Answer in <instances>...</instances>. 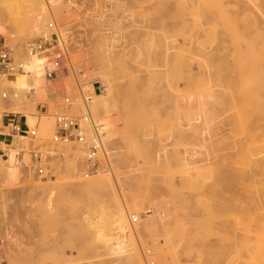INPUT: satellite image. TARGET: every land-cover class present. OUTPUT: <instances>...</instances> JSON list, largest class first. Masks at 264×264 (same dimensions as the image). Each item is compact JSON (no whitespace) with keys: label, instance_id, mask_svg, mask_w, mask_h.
I'll return each mask as SVG.
<instances>
[{"label":"rangeland","instance_id":"rangeland-1","mask_svg":"<svg viewBox=\"0 0 264 264\" xmlns=\"http://www.w3.org/2000/svg\"><path fill=\"white\" fill-rule=\"evenodd\" d=\"M176 1L69 0L53 10L58 29L71 33L68 61L83 67L80 81L100 83V91L88 85L89 108L102 111L95 118L105 129L92 173L107 175L106 184L72 192L70 166L43 150L45 174H53L45 189L34 194L30 181L11 189L0 180V256L7 245L12 264L107 261L103 239L116 233L114 213L130 206L128 198L142 208L137 222L147 227L141 245H131L143 264H264L257 181L264 173L254 165L264 157V0ZM30 2L16 0L14 8L23 13ZM22 26L9 30L18 37ZM135 26L146 28L140 38ZM74 77L47 78L43 106H28L58 119L65 110L80 115L78 101L62 103L76 90ZM5 88L1 114L13 93L3 98ZM86 216L95 221L93 232L77 230Z\"/></svg>","mask_w":264,"mask_h":264},{"label":"bare ground","instance_id":"bare-ground-1","mask_svg":"<svg viewBox=\"0 0 264 264\" xmlns=\"http://www.w3.org/2000/svg\"><path fill=\"white\" fill-rule=\"evenodd\" d=\"M4 1L5 2L3 3V5L1 4L3 7L0 9V35H1V37L4 38L5 42L8 44V46L12 50L13 55L16 58H19V60H21L24 63V68H23V71L22 72L16 73V74H14L12 76H9V77H1L0 76V88H2V87H9L13 91L11 97L7 101H5V107L4 108H5L6 111H9L11 113H16V114L23 115L25 117V124L28 126V128L30 130H34V137H31V136H29L27 134H14L13 137H12V140L9 143H7L8 144V147H9L8 154H7L6 157H0V180H1V182L4 181L6 183V185H7V187H9V188L12 189V188H16L15 187V184L17 182H19V181H21V182H23V181L24 182L25 181H30V182H32V184L29 183V185L28 184L27 185L29 187L30 186L32 187V188H30L31 191L35 190V192H36V190H37V193H39L38 189H40L42 187L44 188L45 185L47 186V184L49 183V181H48L49 179L52 180V177L53 176H51V175H53V174H45V175H43V177L38 178V180L36 178L37 175L33 174V171L34 170L29 165L30 158H29V154H28L29 145L31 144V142H33V143H36V144H38L40 146V149L43 150L42 152L47 151L48 154L50 153V156H49L50 158L51 157H54V156L55 157L58 156L59 158H61V160L64 159V161L66 162V164H68L70 166V172H69V170H68V172L70 173V175H72L75 178V179H71L73 181L70 180L71 182L68 185L69 188H71L70 190H72V192H75V193L77 191H78V193L79 192L80 193L81 192H87V194H88V192L91 191L90 189L91 188H94V186L97 185V184H98V186H100L101 184L103 186H105L104 184H106V183L103 184V182L102 183H100V182L103 181V177L104 176H107V175H104V176H103V174L101 175L100 174V172H101L100 169L97 170V171H100L99 172V175H97L98 172L95 173V174H93L92 172H91L92 174L87 173V171H86L87 161L85 159L84 149L82 148L81 145H77V143H74V142L56 143V142L53 141V135H54V132H55V130L57 128V126H56L57 119H58L56 117L57 114L56 113L51 114V113L48 112L49 110L46 111L43 107L40 108V109H39V107H37L36 109H31V107L33 105L30 104V103H33L34 104V108H35V105L36 106L38 105V103L42 104V106H43L42 100L45 97L44 96L45 94L43 95V93L45 92L44 87H45L46 81H49V80L46 78V76L44 74V67H43V64L46 62V54L41 53V54L29 55L27 53L26 49H25V45H26L25 43L27 41H29V39H34L38 35H40L41 33L47 32L48 30L44 26V23L47 20L48 16H51L52 17L53 16V10H55V11L59 10L60 6L61 5H64L69 0H63L62 2H59L58 0H31L29 8L25 9V11H23V13L19 12L16 8H14V5L16 4V0H4ZM178 2L180 3L181 0L175 2V5L176 6L179 4ZM144 4H146V3H144ZM149 9H150V7H149ZM259 11H261V10H259ZM146 12H147V9H146ZM147 13H146L145 16L146 17L148 16V18H149V13H148V15H147ZM146 17H144V19ZM173 17H175V16H173ZM55 21H56V24L57 23H60V22H57L56 18H55ZM151 23H153V22H151ZM23 24H24V26H22ZM146 25L149 26L148 24H146ZM16 26L17 27L18 26H22L24 28V30L16 31V32H18V37L16 35H13L14 33L12 34L10 32V30H9L10 28H14ZM57 27H58V25H57ZM262 28H264V27H262ZM142 29H144V28H142ZM136 30L138 32H136L134 30V34H136L135 36H138V38H140L139 35L142 33V31L144 33V30L141 31L140 28L139 29L137 28ZM139 30H140V32H139ZM146 33L148 35L153 34L151 32V30H150V33H148L147 31H146ZM60 34H61L62 38L66 41L65 42V45L66 44L69 45L68 42L72 40V37L70 36L71 33H68L66 31L65 32L60 31ZM145 36H146V34L144 35V37ZM141 38L143 39V37H141ZM135 39H137V37H135ZM144 42H145V40H144ZM174 44H175V42H174ZM169 47H170V45L168 46V48ZM109 51L110 50H108V52ZM162 52L165 53V51H162ZM167 57H169V56H167ZM176 57L174 56V58H176ZM169 58H168V60H169ZM106 66L108 67V65H106ZM102 67H104V66H102ZM107 76L109 78H106L105 80L107 82L112 81L111 78H110V75H109V71H107ZM49 88H50V86H49ZM88 89L91 90V91H93L92 88H89L88 87ZM55 92H56V90H55ZM57 96H58V94H57ZM47 97H49V95ZM92 98L93 97L91 95V99ZM58 99H59V96H58ZM48 100H50V99H48ZM89 102L91 103V101H89ZM90 103H89V105H90ZM28 105H31V107L28 106ZM74 105H75L74 107H78L79 109L82 110V104H81V102L78 101ZM90 106H92V105H90ZM53 107H54V104H53ZM89 110H90L91 115L94 118H95V116L97 118L98 117L97 115H99V114L101 115V113H102L101 110H95V106L94 105H93L92 110L90 108H89ZM100 111H101V113H100ZM68 112H70V111H68ZM55 114H56V116H55ZM1 115L2 114L0 113V117H1ZM98 122L100 123V121H98ZM193 123H196V122H193ZM81 124L84 125V126H86V124L84 122H81ZM189 128H190V126H189ZM151 134H152V132L151 133L149 132V135H151ZM147 135H148V133H147ZM153 141H155V140H153ZM3 143L4 142L1 141V144H3ZM101 150L104 151L103 146H102ZM51 153H53V154L51 155ZM55 154H57V155H55ZM44 155L47 158L48 155L47 154H44ZM74 156H77L76 157L77 159H82L83 160L81 166H80L79 162L76 161V159L74 158ZM106 158H104V159H106ZM105 162H108V161L105 160ZM255 162L256 163L254 165H255V167L257 166L256 169H258L259 171H261V173H264V171H262V170H264V157L261 156L260 159H258V160L255 159ZM252 163H254V162L252 161ZM63 167L64 166H62V168ZM255 167L253 166V169ZM253 169H252V171H253ZM258 170H256V172H258ZM244 171H246V170H244ZM62 172H65V171H63V169H62ZM254 172H255V170H254ZM254 172H252V173H254ZM240 173L243 174L244 172H240ZM82 175H84V176H82ZM77 176L79 178H77ZM80 176L82 177V179H81ZM243 176H245V174ZM247 176L248 177H253V176H249V175H247ZM35 180H37V181H35ZM239 180H240V178H239ZM45 181L48 182V183L46 184ZM243 181H242V183H243ZM257 181H258V183L260 181L262 182V187H261L260 191L262 192V194H264V180H262V178H261V179H259ZM106 182L108 183V181H106ZM109 182H111V181H109ZM108 185L109 184H107V186ZM247 185H249V184L247 183ZM251 185L253 186L252 183H251ZM260 185H261V183H260ZM252 186H251V188H253ZM29 187H28V189H29ZM95 188H96V186H95ZM248 188H249V186H248ZM31 191H29V192L32 195ZM43 191L44 190L41 189V192L42 193H43ZM92 191H93V189H92ZM33 193H34V191H33ZM257 194H258V192H257ZM258 195H261V194H258ZM252 199H253V197H252ZM126 200H127V202H129L130 206L129 207L127 206L128 208L126 206H124L123 208L121 207L120 209L118 208L116 210V212L114 213V215H116V217H117V220L116 219H115L116 221L114 220L115 222H117L116 223L117 224V228H115V230H117L116 233L115 234L113 233L114 235L111 238L106 237L107 239H105V238L103 239L104 241H106V244L104 243L105 244L104 245L105 247L103 246L104 247L103 248V251L102 250L101 251L106 256L107 261H104V259H102V260H99L98 262H96L97 264H114V263L115 264H143V261H142L140 255L138 254V252L136 250L132 251L133 247H131V245H134V246H135V244H138V246L141 245L140 244L142 242L141 240H143L147 236L146 223H145L144 219L141 220V221H139V222H137L138 221V217H140V218L142 217V216H140V213H141L142 208H137L133 204H131L129 198L126 199ZM258 201H259L258 208L260 210L258 212L259 213L258 214V216H259L258 219L260 218L259 221H261L260 222V227H259V232H262V233H260L259 238L261 237L262 239H260V240H261L262 243H264V237H262V234H264V197H262V195H261ZM49 202H51V201H49ZM49 202H46V203H49ZM250 202H252V201H250ZM125 203H123V204H125ZM48 205H50V203ZM248 205H250V204H248ZM254 206H257V205H254ZM46 207H49V206H46ZM129 209H131L134 213H132L130 216L127 217L128 210ZM252 210H253V208H252ZM248 211H249V209H248ZM143 213L146 214V217H147L146 220H150L151 216L150 215H147V213L145 211ZM255 213H257V212H255ZM255 215H257V214H255ZM132 216H135L136 217V221L135 222H132L131 221V217ZM90 218L91 217H89V216L84 217L83 219L86 220V221L85 222H82V224L79 223L78 224L79 227H77V230L78 229H81L82 231H84V230L85 231L91 230L90 227H91V225H93L95 223V221L91 220ZM127 218H128V220H127ZM97 220L100 221L99 218ZM256 222H257V220H256ZM24 223H25V221H24ZM94 225H96V224H94ZM106 226H107V223H106ZM98 230H100V229L98 228ZM98 230H96V231H98ZM106 230L110 233V231L108 229H106ZM96 231L94 233H97V236H98V232L99 231L98 232H96ZM113 231H114V228H113ZM259 232H257V233H259ZM81 233L84 234L83 232H81ZM255 238H257V237H255ZM249 243H251V241ZM11 251H13V250H11L6 245L4 251L2 252L3 255L0 256V264H5V263L6 264H12L14 262Z\"/></svg>","mask_w":264,"mask_h":264},{"label":"built area","instance_id":"built-area-1","mask_svg":"<svg viewBox=\"0 0 264 264\" xmlns=\"http://www.w3.org/2000/svg\"><path fill=\"white\" fill-rule=\"evenodd\" d=\"M46 28L48 31L29 40L25 45V49L29 55L46 54V62L43 64L46 78L62 77L67 73L75 76L76 90L73 95H64L62 103L67 108L72 105L73 101H79L82 104L80 115L72 114L67 110L59 115L53 141L56 143L74 142L80 144L85 152L86 171L91 173L96 171L97 161L95 159L103 146L105 129L90 113L88 102L91 100V92L88 85L91 82L90 84L94 90L100 91V83L96 80L80 81V76L84 73L83 67H80L82 69H75L68 61V48L60 34L54 16H50L47 20ZM23 68L24 63L19 59H15L12 50L0 36V76H12L22 72ZM9 94L10 88L6 87L1 96L6 99ZM81 122H84L86 126L82 125ZM14 134H27L34 137V130H30L25 124L23 115L3 112L0 117V157L7 156L9 151L7 143L12 140ZM1 141L4 143L1 144ZM28 154L30 158L29 165L35 171V174L44 175L43 163L46 157L42 158L40 146L31 142ZM149 212L150 210L146 213ZM131 221L135 222L136 217L132 216ZM145 253L149 252L146 251ZM150 263L152 264V262Z\"/></svg>","mask_w":264,"mask_h":264}]
</instances>
